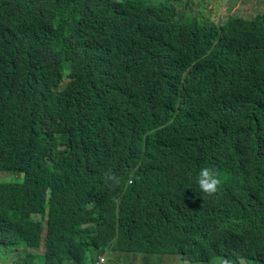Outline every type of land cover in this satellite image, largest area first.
<instances>
[{
	"label": "trees",
	"instance_id": "obj_1",
	"mask_svg": "<svg viewBox=\"0 0 264 264\" xmlns=\"http://www.w3.org/2000/svg\"><path fill=\"white\" fill-rule=\"evenodd\" d=\"M199 1L0 0V172L24 174L0 175V248L32 258L48 232L70 264H264V13L175 8Z\"/></svg>",
	"mask_w": 264,
	"mask_h": 264
},
{
	"label": "rangeland",
	"instance_id": "obj_2",
	"mask_svg": "<svg viewBox=\"0 0 264 264\" xmlns=\"http://www.w3.org/2000/svg\"><path fill=\"white\" fill-rule=\"evenodd\" d=\"M175 8L179 10L180 15L189 14L191 13L197 14L200 16L207 15L211 21L216 23H221L227 16L233 15V16H240L245 18V20L250 21V18L255 17L258 14L264 13V4H262L259 0H206V1H199L194 2L189 5V7L186 9L183 4H176ZM68 71L66 70V73L63 77V82L67 83L69 81L68 78ZM21 133V132H20ZM5 174L9 181H21L24 174H21L20 177L18 175H13L11 173L7 172H0V175ZM18 178V179H17ZM47 199H50L51 194L49 191H47L46 195ZM34 220L37 219V217L33 218ZM82 241H86V239L82 238ZM147 247H150V243L146 245ZM44 246H43V253L38 256V262L35 259L28 258L25 254L22 255H10L11 252L9 250H4L3 248H0V259L7 264H45L44 261ZM39 253H41L39 251ZM115 254H110L108 256L109 262L107 263V260L103 264H141L140 259H126L125 261L117 262L114 258ZM161 259L158 264H179L176 259H179L177 256L172 255L171 257H166ZM176 258V259H175ZM185 264H188L187 262H184ZM181 263V264H184ZM2 264V263H0Z\"/></svg>",
	"mask_w": 264,
	"mask_h": 264
},
{
	"label": "clouds",
	"instance_id": "obj_3",
	"mask_svg": "<svg viewBox=\"0 0 264 264\" xmlns=\"http://www.w3.org/2000/svg\"><path fill=\"white\" fill-rule=\"evenodd\" d=\"M18 176L20 177V175H18ZM102 177H103L104 183L109 187L114 188L116 186H119L121 183L120 178L111 169L104 171L102 173ZM226 179H227V177L222 176L220 171L218 169H216L215 167H207L206 166V167H203L200 169L199 174H198L197 183H198V187L202 193L207 194L208 196H214L215 194H217L220 191L221 186L226 181ZM7 181H9V180H7ZM46 200L47 201L44 203L42 212L32 213V214H30V216L33 218L37 217L36 220H34L32 218L34 223L38 224L41 227L49 228V224H48L49 205H48L47 197H46ZM17 240L18 239L15 237H10V238L5 239L2 242L3 249L9 250L11 252L10 255H14L19 249L17 245H14V243ZM22 242L24 244H26L32 250V251H29V253H31L33 255V257L31 259H35V260H37V262H38V256H40L43 253V246H44L45 250H44L43 257H44L45 264H70L71 259H66V257L59 259V260H54V261L49 258L48 232H46V233L43 232L42 234H38L36 242H34L32 244L25 243L24 241H22ZM19 251L20 252L16 253V255L25 254L27 256V253H24L22 251V249H20ZM39 251L41 253H39ZM110 254H112V253H109V254L103 253L101 255H98L96 258L95 264H103L106 260L108 263L109 262L108 256ZM158 255H159V253H141L140 257H133V258L134 259L151 258L152 260H154L157 258ZM163 258H165V257H162L161 259H163ZM161 259H159L156 264H158ZM109 263H111V262H109ZM222 264H229V261L223 260Z\"/></svg>",
	"mask_w": 264,
	"mask_h": 264
},
{
	"label": "crops",
	"instance_id": "obj_4",
	"mask_svg": "<svg viewBox=\"0 0 264 264\" xmlns=\"http://www.w3.org/2000/svg\"><path fill=\"white\" fill-rule=\"evenodd\" d=\"M117 257H120L119 255Z\"/></svg>",
	"mask_w": 264,
	"mask_h": 264
}]
</instances>
